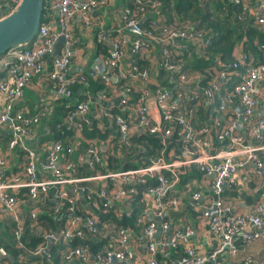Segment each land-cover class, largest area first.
I'll return each instance as SVG.
<instances>
[{"label":"built area","instance_id":"obj_1","mask_svg":"<svg viewBox=\"0 0 264 264\" xmlns=\"http://www.w3.org/2000/svg\"><path fill=\"white\" fill-rule=\"evenodd\" d=\"M228 1L240 6L237 18L242 20L249 11V0ZM252 1L253 23L259 29H264V0ZM19 2L0 0V6L13 11ZM132 3V8L123 6L117 9L119 27L105 30L94 26L91 16L95 8L104 6L105 0H49L46 9L56 12V28L51 29L49 22L39 24L31 43L14 44L0 55V69L4 72L0 77V95L4 99L0 106V131L3 130L7 136L4 152H21L18 171L3 175L9 165L4 152L0 150V216L8 214L14 224V244L22 249V218L18 203L22 198L28 200L31 226L36 229V204L40 197L45 196L51 202L52 216L60 223L54 241L60 239L64 244L63 261L110 264L112 258L131 260L134 251L129 246L130 230L108 221L99 228L95 212H108L116 202L128 205L126 200L136 193L135 186L144 185L142 200L143 196L151 197L152 216L159 223L149 221L142 226L147 252L142 264H222V256L232 257L236 252L234 236L244 245L258 240L264 243V188L256 201L243 212L234 211L231 202L223 199L224 188L236 187L239 168L250 165L254 176L264 178V116L254 115L257 106L264 107V57L261 62L253 64L247 54L241 53L231 63H221L212 77L201 83L204 77L199 73H189L182 56L193 43L200 47L207 45L204 32L189 21L181 26L166 25L158 9V1L132 0ZM75 16L86 30H94L97 41L108 46L107 54L100 61L103 71L98 75L106 89H114L118 106L125 108L126 112H115L109 106L100 109L99 114L116 130L118 146L129 150V134L136 131H143L160 141L158 155L150 158L145 166L87 175L80 173L79 166L88 170H93L95 166L102 168L105 155L100 152L96 140H87L85 150L76 151L80 141H83L82 128L90 125V100L87 95L76 102L71 101V86L84 79L81 72L68 74L74 55L68 25ZM125 28H130L136 36L128 46L131 59L123 67ZM59 36L64 41L59 45L57 55L50 58L53 44ZM154 44L158 46L154 67L166 73L169 84L188 86V92L157 86L150 90L147 88L145 83L149 77V67L139 66L135 60ZM47 58L51 68L46 71V77L55 95L61 99V107L66 110L63 122L74 133L64 145L60 141L51 142L45 146L44 152H39L33 145L36 127L41 118L50 113V105L39 96L31 113L22 112L16 107L29 80L44 71ZM239 65H243L242 73L237 71ZM230 76H238L237 82L218 97L217 109L224 112L231 108L236 98L241 111H233L227 124L213 118L210 124L195 127L192 121L194 104L210 100ZM135 84L140 85V89L131 99ZM97 96L106 97L101 92ZM238 121L244 133L237 130ZM173 134L176 135L179 152L166 161V139ZM108 145L111 146L112 142L109 141ZM190 166L206 179L210 200L205 207L215 210L208 216L207 229L218 235L220 240L206 254L197 253L188 241L193 233L190 228L171 230L163 220L166 208L178 204L176 197H166ZM88 182H96L97 186L91 188L85 184ZM188 186L190 204L197 205L202 197L200 186ZM157 227L160 231L155 237ZM53 232H44L42 241L30 251L19 253L18 257L41 256ZM98 233L105 238V242L95 252L87 243L73 247L68 245L73 238L89 236L94 239ZM179 243H185V247L178 257L162 258ZM43 257L47 259L48 252ZM251 261L250 256L246 255L241 264H250Z\"/></svg>","mask_w":264,"mask_h":264},{"label":"crops","instance_id":"obj_2","mask_svg":"<svg viewBox=\"0 0 264 264\" xmlns=\"http://www.w3.org/2000/svg\"><path fill=\"white\" fill-rule=\"evenodd\" d=\"M126 2L127 0H105L104 6H98L93 10L91 14L93 18L94 26L95 25L100 26L105 30H114L115 28L119 27L118 16L116 11L118 8L125 6ZM248 9L249 11L246 12L245 16H247V18L250 19L252 18V12L254 11V3L252 0L248 1ZM5 12H7L5 6H0V14L3 16L5 15ZM48 20L50 23V28L55 29L56 28L55 11H51V16L48 17ZM68 27L71 33L72 47L74 53L71 59L70 66L68 68V74L77 75L80 72L81 73L94 72V74H98V72L100 73L101 71H103V70L99 71V61H101V59L104 56L99 58L93 57L96 49L94 42V36H95L94 30L92 29L89 31L86 30L82 26L78 16H75L73 19L69 21ZM123 34L125 36V43H124L125 53L122 63L124 67L131 59V56L128 51V46L130 45L136 34L130 28L123 29ZM191 47L194 49L195 53H199V50L201 49V47L199 45H196L195 43H193ZM188 52H189V48L186 51V53ZM157 53H158V46L154 44L152 48H150L141 57H139L145 60L148 64L147 66L149 67V77L145 83L149 90L153 89L156 86L162 88L164 87L169 88L167 85L169 84V82L166 73L156 68V66L154 67L158 57ZM240 54L241 52L239 51V46H236L233 50L234 58H237ZM247 57L250 60L249 56ZM184 64H186L185 60H184ZM50 68H51V63L50 60H48L47 58L44 64V71L40 75L33 76L29 80V83L24 87L22 97L17 103V107H16L17 109L26 113L33 112L34 103L39 96H42L44 100L50 105L51 111L55 105L61 104V99L55 95L54 90L51 86V82L46 77V71ZM217 69L218 67L216 65H211L208 68H205L202 72L198 71L194 73H199L201 77H204V83H205L206 81H208L206 80L207 79L206 76H209V78H211ZM0 71H1L0 76H2L4 72L3 70ZM202 81L203 80H201V83H203ZM227 81L221 84L220 91L215 93V95H213V97L210 100L207 101L204 100L201 103L199 102L194 104V114L192 121L195 127L201 126L203 124H210L213 118L219 119L222 124H227L229 120L232 118L233 111L239 110L240 106L238 105L239 103L236 100V98L231 108H228L224 112H220L217 109L218 97L223 93L224 90L231 87L230 86L231 84H227ZM185 88H186L185 91L188 92L189 91L188 86H185ZM139 89H140V85L138 86V84H135V90L130 96L131 99L136 97ZM80 92L81 91H79V94ZM88 96L90 100V110H89L90 124L92 123L93 119H95L96 126L101 131L109 129L110 127H112V125L109 123V121L105 120L100 116L99 114L100 109L110 106L112 109L121 108L122 112L124 113L126 112L125 108L118 106V99L113 88L108 89L105 98H100L99 96L93 97L91 95ZM3 100H4L3 96L0 95V106L3 103ZM205 115H206V119L209 118L208 122H205L206 119L203 120ZM254 115L264 116V107L257 106ZM47 116H49V114ZM40 128H43L42 119L37 124L36 127L37 133L39 132ZM112 129L113 131H115L114 127H112ZM237 130L239 132L244 133V128L241 126L240 127L238 126ZM143 134H145L143 131L130 132L128 137L130 148L136 147L137 149H139L138 145H133V142L137 136ZM6 137L7 136L4 133V131L3 130L0 131V141L3 143L2 146H0L1 152H4ZM96 142L99 146L100 152L106 156V152L104 151L105 149L104 145L105 143L109 144L108 139L105 141L96 140ZM50 143H51L50 140H46L38 147L35 146L34 147L39 152H44L45 146L49 145ZM170 143H172L173 145L170 146L169 145ZM175 147L177 148L176 150L174 149ZM125 152L128 153L129 151L125 150ZM178 152H179V144L176 141V139H171V137L167 138L164 159L166 161H169L170 158L178 154ZM3 154L6 156L7 164L9 165V168L5 169L3 175H9L17 172L21 164V152L19 150H15L14 152L12 151L8 154L7 152H4ZM132 155L135 156V154ZM192 168L194 167L190 166L188 171L180 176L178 183L175 186H173V188L169 191L168 196L166 198L168 199L169 197L174 196L177 198L178 204L175 207L166 208V212L164 213L163 220H165L169 224L171 230L184 228V227L190 228L193 231V233L190 235L188 241L194 246L197 253L206 254L214 246L217 245L220 238L218 235L210 233L207 229V219H208L207 212L209 209H207L205 206L210 200V193L208 186L206 184V179L201 174L194 173L192 171ZM191 172L194 173L193 176H191L190 178H185V175L190 174ZM236 177L238 182L236 187L230 189L224 188L223 199L231 202V206L234 211L243 212L247 210L249 206L254 203V201H256L260 192L263 190L264 178L254 176L252 174L250 165H245L239 168ZM85 184L91 188L97 186V183L94 184L93 182H88ZM191 184H198L201 189L202 197L197 205L190 204V200H189L190 192L188 189L189 188L188 185ZM150 202H151V197L149 195L143 196V206H144L143 213L141 214V216L139 217L135 226L132 229L127 227L130 230V234H131L129 246L134 251V258L131 260H125V262H120V261L114 263L111 262L110 264H142L145 262L147 258V252L145 249L144 237L142 236L141 233L142 226H144L149 221H154L156 223H159V220H155L152 216V205ZM25 204L29 205L28 200H26L25 198H22L21 203L20 202L18 203V209L20 211L21 218H22L21 208ZM201 204L203 205V207H201ZM114 208L117 211H127L128 205L125 203L122 204L121 202H116L112 209ZM107 221L111 222L109 220H105L101 224V226L104 225L105 222ZM5 222H11V221L10 219H8ZM12 228L13 227L9 228L11 234H12ZM89 239H93V238H89ZM93 241H95V238L93 239ZM233 243L236 246V252L234 256L232 257L222 256L221 257L222 264H241L243 257L246 255L250 256V258L252 259L250 264H264V243L262 241L258 240L249 243L248 245H244L237 236H234ZM184 247H185V243L184 244L179 243L176 248H170L166 253V255L163 256L162 258L166 259L168 257L169 258L178 257L182 253V249ZM17 258L19 260H26L25 258L22 259L19 258L18 255ZM40 259L41 260L31 261L30 264H42V262L46 260L45 257L44 258L40 257ZM67 264H78V262L72 260ZM204 264H208V263H204Z\"/></svg>","mask_w":264,"mask_h":264},{"label":"trees","instance_id":"obj_3","mask_svg":"<svg viewBox=\"0 0 264 264\" xmlns=\"http://www.w3.org/2000/svg\"><path fill=\"white\" fill-rule=\"evenodd\" d=\"M49 0H43V8L40 16V24L49 22L48 17L51 16V11L46 9ZM159 2L158 9L160 10L163 21L166 25L181 26L185 22H192L196 27L200 28L204 32V36L208 39L206 46L201 47L199 53H195L194 49L190 46L189 52L184 53L182 58L185 60V69L189 73L202 72L205 68L211 65H216L219 68L221 63H231L234 59L233 50L236 46H239L241 53L247 54L250 61L255 64L261 62L264 57V29H259L254 23L253 19H248L247 16L242 20L237 18V14L241 8L239 5L230 3L228 0H155ZM125 6L133 7L132 0H127ZM10 11L5 12L7 14ZM95 33V32H94ZM36 35L26 43L29 44L35 39ZM95 53L94 58H99L107 54L108 46L106 43L97 41L94 36ZM189 54V57H188ZM2 55V54H0ZM136 64L139 66H147V62L142 58H137ZM1 70V69H0ZM238 73H242L243 65L237 67ZM1 75V71H0ZM84 79L81 83H76L71 86L73 96L72 102L83 99L87 95L97 97L101 92L107 95L108 89L104 87L103 81L98 74H91L89 72L82 73ZM207 75V72H206ZM1 77V76H0ZM208 80L209 76H206ZM238 76H230L227 84L237 82ZM204 83V80L202 81ZM117 86V83H114ZM230 87V88H231ZM79 91L80 94H79ZM215 99V98H214ZM115 112H122L121 108H113ZM49 116L43 117V128L39 129V132L35 136L36 140L33 145L38 147L46 140L51 142L60 141L61 144L67 143L70 137L73 135V129L63 122L66 110L61 108L60 105H55ZM211 118V117H210ZM206 119V115L204 119ZM209 118L205 122H208ZM113 127V126H112ZM112 127L101 131L96 126V120L93 119L89 126H84L81 131V138L77 153L85 150L87 146V140H109L112 145L105 143L106 156L103 159V167L95 166L93 170H88L83 166H79L80 173L87 175L90 173L105 172V171H119L130 168H136L145 166L149 163L150 158H154L158 155L160 148L159 139L150 135L137 136L133 142L136 147H131L129 152H125L123 146H118L117 137L118 134L113 131ZM110 133V134H109ZM171 139H176V135L173 134ZM135 143V144H134ZM170 146L173 144L170 143ZM177 149L176 147L174 148ZM132 154H135L133 156ZM74 154L71 155V158ZM192 171L196 174H200L196 169L192 168ZM193 172L185 175V178L193 176ZM94 184L96 182H93ZM143 186H135L136 193L127 198L128 210L118 211V216H113L109 220V216L112 215L111 210L108 212H95L97 216V226L100 228L101 224L105 220L113 222L115 225L128 227L132 229L141 214L143 213V200L141 191ZM81 200V199H80ZM82 201V200H81ZM36 215L35 228L31 226L32 219L29 217L30 205L25 204L21 208L22 215V227L20 241L23 245L22 249L16 248L13 244V237L9 228L13 227L12 222H2L0 220V246L5 252H8L13 258L9 261L7 258L1 260V264H30L31 261L41 260L38 256H28L26 260H19L17 255L23 253V251H30L37 243L42 241L43 233L47 230L54 231L58 227L59 222L51 214V202L50 200L42 196L39 198ZM35 229V230H34ZM35 232V233H33ZM105 242V238L98 233L95 237V241L89 238H73L68 245L70 247L87 243L90 245L91 251H97L100 246ZM64 244L60 239L50 243L48 247V258L42 262V264H67L63 261L62 252Z\"/></svg>","mask_w":264,"mask_h":264},{"label":"water","instance_id":"obj_4","mask_svg":"<svg viewBox=\"0 0 264 264\" xmlns=\"http://www.w3.org/2000/svg\"><path fill=\"white\" fill-rule=\"evenodd\" d=\"M43 8V0H20L17 7L5 14L0 18V54H3L10 46L18 43H24L33 38L36 35V30L40 24V16ZM63 37L59 36L55 43L53 44V49L50 54V58L57 55L59 45L63 43ZM103 70V65L99 61V71ZM91 74H94L91 73ZM171 89H181L186 90L184 86H178L175 84H167ZM242 107H239L238 112H240ZM240 127V122H237ZM41 195V194H40ZM88 208L90 206L88 205ZM215 212L214 208L208 210L207 216L212 215ZM159 227L156 228L155 237L159 234ZM58 227L55 228L53 236L46 241V250L39 257L44 258L46 252H48V247L54 239L57 238ZM15 243V240H13ZM7 258L9 261H12L13 258L10 254L5 252L0 246V260ZM125 262V260H117L112 258L111 262Z\"/></svg>","mask_w":264,"mask_h":264},{"label":"rangeland","instance_id":"obj_5","mask_svg":"<svg viewBox=\"0 0 264 264\" xmlns=\"http://www.w3.org/2000/svg\"><path fill=\"white\" fill-rule=\"evenodd\" d=\"M2 144H3V143L0 141V146H2ZM111 212H112V215H110V216L108 217L109 220H111L113 216H117V215H118V211H117L115 208H114V209H111ZM0 219H2V220H1L2 222H5L6 220L9 219V216H8L7 213H4V214H2V215L0 216Z\"/></svg>","mask_w":264,"mask_h":264},{"label":"bare ground","instance_id":"obj_6","mask_svg":"<svg viewBox=\"0 0 264 264\" xmlns=\"http://www.w3.org/2000/svg\"><path fill=\"white\" fill-rule=\"evenodd\" d=\"M3 16H4V15H3ZM1 17H2V16H1ZM1 17H0V18H1ZM169 89H171V88H169Z\"/></svg>","mask_w":264,"mask_h":264}]
</instances>
